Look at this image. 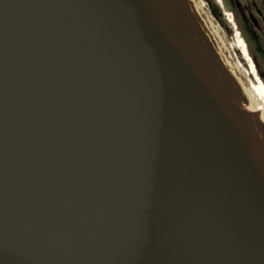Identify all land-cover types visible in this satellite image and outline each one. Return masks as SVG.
I'll list each match as a JSON object with an SVG mask.
<instances>
[{
    "label": "water",
    "instance_id": "obj_1",
    "mask_svg": "<svg viewBox=\"0 0 264 264\" xmlns=\"http://www.w3.org/2000/svg\"><path fill=\"white\" fill-rule=\"evenodd\" d=\"M0 264H264V170L151 0H0Z\"/></svg>",
    "mask_w": 264,
    "mask_h": 264
},
{
    "label": "rangeland",
    "instance_id": "obj_2",
    "mask_svg": "<svg viewBox=\"0 0 264 264\" xmlns=\"http://www.w3.org/2000/svg\"><path fill=\"white\" fill-rule=\"evenodd\" d=\"M234 2L235 8L227 0H189L187 3L196 12L199 6L202 7V24L195 20L188 4H181L188 14V18L184 15L187 23L197 25L199 44L215 66L217 76L233 90L234 96L247 102L245 90L250 84L258 91H264V0ZM212 10H215V15ZM241 46L245 48L246 55ZM242 106L249 108L245 102ZM254 120L264 131L256 117Z\"/></svg>",
    "mask_w": 264,
    "mask_h": 264
},
{
    "label": "bare ground",
    "instance_id": "obj_3",
    "mask_svg": "<svg viewBox=\"0 0 264 264\" xmlns=\"http://www.w3.org/2000/svg\"><path fill=\"white\" fill-rule=\"evenodd\" d=\"M151 1L162 13L169 26L204 70L206 76L215 87L225 106L236 117V121L253 149L259 164L264 170V137L260 131V125L256 124L254 120V117H256L259 123L264 126V92L260 93L252 84H250L247 88L245 87V97L247 98V102L241 101L239 97L236 95L234 96L233 90H231L229 86L217 76L215 66L209 62L207 56L204 54L205 52L199 44L197 25H189L184 18V15L188 18V14L183 9L181 3L187 5L189 0ZM187 6L194 13L195 20L202 24L200 20V17L202 16V13L200 12L202 7L197 5L199 7L197 9L198 12H196L191 5L188 4ZM190 24L192 23L190 22ZM241 48L242 52L246 55L245 48L243 46H241ZM224 63L225 66L229 68L227 62L225 61ZM217 73L219 74V70H217ZM244 102L249 105V108L242 106Z\"/></svg>",
    "mask_w": 264,
    "mask_h": 264
},
{
    "label": "flooded vegetation",
    "instance_id": "obj_4",
    "mask_svg": "<svg viewBox=\"0 0 264 264\" xmlns=\"http://www.w3.org/2000/svg\"><path fill=\"white\" fill-rule=\"evenodd\" d=\"M228 1V3L229 4H231L232 3V6L235 8V6H236V3L234 2V0H227ZM260 93H263L264 91H259ZM261 97H262V94H261Z\"/></svg>",
    "mask_w": 264,
    "mask_h": 264
},
{
    "label": "trees",
    "instance_id": "obj_5",
    "mask_svg": "<svg viewBox=\"0 0 264 264\" xmlns=\"http://www.w3.org/2000/svg\"><path fill=\"white\" fill-rule=\"evenodd\" d=\"M212 11H213V13H214V15H215V13H216L215 10H212Z\"/></svg>",
    "mask_w": 264,
    "mask_h": 264
}]
</instances>
